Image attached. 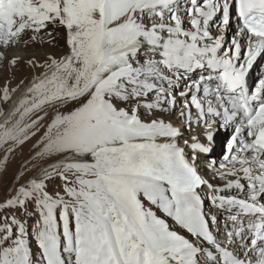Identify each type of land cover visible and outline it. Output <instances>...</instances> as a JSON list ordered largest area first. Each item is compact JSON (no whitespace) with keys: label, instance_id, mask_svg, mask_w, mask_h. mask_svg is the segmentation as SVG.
Listing matches in <instances>:
<instances>
[{"label":"snow or ice","instance_id":"6c2138e0","mask_svg":"<svg viewBox=\"0 0 264 264\" xmlns=\"http://www.w3.org/2000/svg\"><path fill=\"white\" fill-rule=\"evenodd\" d=\"M230 10L243 54L239 39L225 46L209 30L222 12L223 31ZM49 25L63 29L66 51L27 61L40 71L0 124L6 169L53 109L34 145V174L24 179L26 162L0 200V264H264V79L252 91L246 84L264 54V0H0V49ZM23 83L7 81L0 100ZM177 96L181 120L189 129L203 122L209 142L206 117L223 126L242 117L224 162L208 165L222 185L194 162L211 149L194 136L184 141L189 156L180 127L154 115L174 109ZM57 178L60 190L50 186ZM220 213L230 221L222 234Z\"/></svg>","mask_w":264,"mask_h":264},{"label":"rangeland","instance_id":"374dc122","mask_svg":"<svg viewBox=\"0 0 264 264\" xmlns=\"http://www.w3.org/2000/svg\"><path fill=\"white\" fill-rule=\"evenodd\" d=\"M217 31L214 30L216 36L218 34ZM49 32L51 33V36L48 35ZM31 36L32 32L28 31L23 35L22 40L19 44L7 47L6 49H0V51H3L5 55V58L3 60H0V88H2V86L9 80L11 81L10 87L15 88L18 84H20V81L23 80L24 83L19 87L20 90L25 84L29 83L34 72L40 71V69L38 68L33 69L27 63L29 59L35 58L37 61L43 62L50 56L59 57L66 51L64 43V31L58 26L49 25L48 29L42 31L35 40L30 39ZM20 56L24 59H22L20 63L15 66V69H13L9 65V60L13 57ZM180 89H183V87ZM9 102L5 103L3 100H0V112L8 107ZM182 107L183 104H180L178 109H181ZM46 110L48 112V115L34 128H31L29 130L30 132H35L36 135L32 136V138L29 139L23 146L16 148L15 151H13L8 156L6 169L0 168V200H3L16 184L15 177L17 176V174L21 171H25L26 162L30 161V163L27 164L28 169H32V164L38 163L33 155L36 151H38V148L34 147V145H36L37 141L43 135L45 127L53 115V109L48 108ZM142 117L145 119L150 118L144 114H142ZM175 118L176 116L172 117V120H174ZM31 119H35V116H33ZM28 122L30 121H26L25 123ZM37 129H39V131H37ZM4 155L5 150L0 149V161H2ZM57 159H59V157H53V159L43 163H53ZM208 162L209 161H206L204 163L208 165ZM214 162L217 163L219 161H217L216 159V161ZM34 172L35 169L27 171L24 179H27L28 176L33 175ZM50 186L52 189L60 190L62 187V182L57 178L50 182ZM9 211H15L18 215L21 214L18 209ZM3 215L4 213H0V217H3ZM34 219L35 218L29 221L30 226L32 223H34ZM220 221L222 220L220 219ZM29 231L31 232V227L29 228ZM29 239L34 259H38L40 250L37 246V242L31 236Z\"/></svg>","mask_w":264,"mask_h":264},{"label":"bare ground","instance_id":"6f19581e","mask_svg":"<svg viewBox=\"0 0 264 264\" xmlns=\"http://www.w3.org/2000/svg\"><path fill=\"white\" fill-rule=\"evenodd\" d=\"M222 16H223L222 12L218 13L217 16L213 19V21L210 22L209 30H210L211 34L213 36H216V33L214 32V30H216V31L218 30L217 31L218 32L217 36L218 35H223L224 36V38H225V40H224L225 46L230 45L231 44V40L233 38L239 39L240 43H241V46H242L241 47V52L243 54V52L246 51L247 41H245V38L238 36V32H237V27L238 26H237V23H235V19L234 18L231 19V17H232L231 16L230 17V24H232L231 28L227 29V28L224 27L223 31H221L220 28L218 29V25H220L219 22H221ZM212 23H214V25H212ZM22 59H24V58H22ZM263 61H264V56H261V57L256 58L255 62H253V65L250 68V71H249L247 79H246V84H247V87L249 89H250V87H254V89H255V87L257 85V83H255V80H256V78L258 76H260L263 73V71L260 70L261 67L259 66V65L263 64ZM27 86H28V83L25 84L13 96V98L11 99V101L8 104V107L5 110H2L0 112V124H3L9 118V115L12 112L14 105L16 104L17 100L20 99V97L22 96V94H23V92H24V90H25V88ZM182 87L183 86H181L180 88H182ZM179 89H178V91H183L184 90V89H180V90ZM180 104H183V101L179 98V96H177V103H176V106H175L174 109L168 110L167 107H166L165 111L156 112L154 115L155 116H162L165 119V121H171L174 125H176L177 127H180L182 135L179 138V142L182 141L184 138L186 139V137H188V136H189V138L194 137V136L198 137L201 142L203 141V143H205L206 147L211 149V151L213 152V157L215 158L217 156V154H218V152H217L218 149L221 148V144H222V141L224 140V138L227 135L231 134V132H233L235 130L231 129L228 125L227 126H223V125L219 126L217 128V131L219 132L218 133L219 135L218 136H214L213 141L209 142L208 140L205 139V137L203 135L200 136V133L202 132V130L203 131L205 130V125H204L203 122H201L199 124L193 123L192 124L193 127L191 129L186 127V125L184 124V122L180 118V112L183 109V107L181 109H178ZM192 112H193V115H195L196 110L193 108ZM142 114H144V113L142 112ZM175 116H176V118L174 120H172V117H175ZM206 118L209 119V120H212V116L211 115H209ZM240 122H241V118L235 119L233 121V123H237V124H240ZM181 147H183V146H181ZM185 151H187L189 153V155H191V150L185 149ZM221 151L223 152V155H222L221 159L219 160L220 161L219 164L224 162L223 158L227 154V145L224 148H221ZM207 154L208 153H204L203 152L202 155H197V161H198V164L200 165L199 172L201 174H207V173L210 174V176H212L209 179V181L211 183H213L215 185H222L224 183V181L216 177L215 171L214 170H210L208 167L203 165L202 156H206ZM53 163H55V162H53ZM206 177H207V175H206ZM202 195L205 197V199L209 198L210 189H208L207 186L204 187ZM226 224H230V221L224 220L223 223H220L221 232L224 231V228H225Z\"/></svg>","mask_w":264,"mask_h":264}]
</instances>
